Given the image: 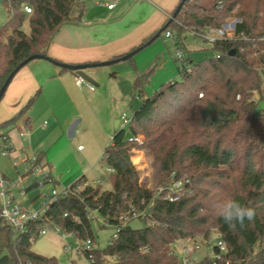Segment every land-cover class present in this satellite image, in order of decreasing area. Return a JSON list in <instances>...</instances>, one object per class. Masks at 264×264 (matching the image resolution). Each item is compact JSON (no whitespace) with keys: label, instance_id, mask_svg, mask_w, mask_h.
<instances>
[{"label":"trees","instance_id":"1","mask_svg":"<svg viewBox=\"0 0 264 264\" xmlns=\"http://www.w3.org/2000/svg\"><path fill=\"white\" fill-rule=\"evenodd\" d=\"M4 2L10 18L0 26V89L23 60L47 54L60 27L78 21L84 10L80 0ZM26 5L32 12L25 10ZM231 16L241 18L233 39L213 42V56L198 62L190 56L185 59L181 51L186 29L217 28ZM27 19L28 32L23 29ZM171 30L179 34L178 60H187L189 69L180 68L182 81L171 82L152 96L144 94L150 72L135 79L134 91L143 104L133 114L129 131L117 129L103 155L114 170L108 172L113 188L102 189V183L95 186L82 176L71 184L72 192L61 195L24 232L0 218V264H60L55 256L32 250L44 227H59L80 240L94 241L91 211L117 226L120 216L132 208L149 212L156 223L142 220L140 228L130 222L121 225L118 238L105 249L84 254L91 264H105L108 257L117 264H180L179 257L171 254L174 246H184L188 238L210 239L213 230L235 264H264V109L257 113L255 99L264 85V0H187L177 17L167 19L146 41ZM232 49L234 55L229 54ZM32 102L0 129L13 127ZM139 133L146 138L142 145L128 141ZM137 147L157 162L159 187L167 186L173 173L176 178L189 176L179 200L171 202L165 191L158 193L159 187L143 184L132 161ZM39 154L37 162L42 165ZM78 185L81 189L76 191ZM229 197L255 209V218L246 220L243 228L230 229L214 209ZM197 264H213V259L205 256Z\"/></svg>","mask_w":264,"mask_h":264},{"label":"crops","instance_id":"2","mask_svg":"<svg viewBox=\"0 0 264 264\" xmlns=\"http://www.w3.org/2000/svg\"><path fill=\"white\" fill-rule=\"evenodd\" d=\"M180 2L181 0H158L157 3L151 0H121L112 9L103 3L102 7L95 6L94 11L86 10L84 5L78 21L64 24L57 31L47 55L68 64L118 59L109 64L113 65L109 70L113 81L120 84L127 79L134 88V81L140 75L134 55L126 60L120 58L139 48L144 40L163 26ZM158 6H163V9ZM160 13L165 16L158 25ZM91 68L94 67L86 69V73L91 77L96 76V72L89 70ZM77 78L75 71L61 68L45 59H35L17 72L0 101V125L17 116L31 100L33 102L17 118L13 127L0 129V135L6 134L13 144L9 154L12 161H19L18 164L25 166V159L41 152L42 165L44 169H48L51 163L45 148L55 144L59 135L74 138L80 126L89 130V119L102 111L101 96L105 84L92 82L95 89L91 90L86 85H79ZM96 87H99V92ZM121 117L116 112L112 114L118 129L122 123ZM24 130L29 132L27 138L21 135ZM136 158L141 160L142 156L137 155ZM133 163L138 168V163L134 160ZM49 171L58 185L55 174L51 169ZM34 186L36 183L25 189L21 188L24 189V194L11 193L16 201L33 208L37 197L29 198L28 190Z\"/></svg>","mask_w":264,"mask_h":264},{"label":"rangeland","instance_id":"3","mask_svg":"<svg viewBox=\"0 0 264 264\" xmlns=\"http://www.w3.org/2000/svg\"><path fill=\"white\" fill-rule=\"evenodd\" d=\"M81 1L84 2L86 10L93 9L92 11H94L95 6L102 7L104 5L99 3L100 1L105 4L112 1L116 5H119L121 0ZM151 1L158 2V0ZM158 7L163 9V6ZM162 14L160 13V17H158V25H160L162 17L165 16H162ZM172 14L168 19L172 17ZM235 17L231 16L226 21L231 22ZM9 18V8L4 0H0V26H4ZM181 18L182 15L180 16ZM155 20L156 18H154V23ZM23 29L27 32L29 31L28 19L24 22ZM171 33L172 37L168 38L166 37V32H164L133 56L140 75L150 72L148 82L144 89L145 96L154 95L156 91H159L163 86H167L171 82L182 81L180 69L182 62L178 60L180 52L178 50L179 45H177L179 42V34L175 30H171ZM212 34H214V31ZM182 41L185 48L181 52L184 53L185 59L190 56L193 57L195 62H198L216 54L212 41L195 34L189 29L183 32ZM147 42L146 40L143 41V43ZM112 66L106 65L89 69L92 72H96V76L92 78L97 83L100 84L103 82L105 84V89L101 96L102 108H100L102 111L89 119V130H84L80 126L74 138L69 139L70 137L68 138V136L59 135L55 144L50 147L48 146L49 148H45L51 163L46 170L49 171L51 169L58 179L59 183L56 187L58 191L69 187L82 176L95 186H99L97 183L98 179H103L104 181L101 184L102 189L110 190L113 188L111 175L108 173V166L103 159L106 146L111 143L112 137L118 129L115 128L116 122L112 118V114L116 112L120 117L124 113H127L129 116H133L136 109L142 106L143 98L135 93L130 80L124 79L120 84L118 81H113L112 72L109 71ZM96 88L99 92V87ZM255 99L257 100L258 113L264 109V85L261 92L255 94ZM120 128H126L129 131L128 126L124 127L123 121L119 126ZM138 135L143 136L144 140H146L144 134L139 133ZM0 145H2V140H0ZM137 155L142 156V159L136 158ZM133 160L138 163L143 184L150 188H158L160 185V176L158 174V164L153 157L149 156L145 149L137 147L133 149ZM18 163L19 161H12L9 154L4 155L0 147V180L2 177L6 189H10L15 194L20 192L21 188L25 189L33 185V183H38V185L28 190V197L31 199L37 197L32 207L33 209H40L43 195L51 194L55 189L54 184L53 182L44 183L43 176L39 170L28 173L25 172L24 165ZM9 184L12 185L9 186ZM91 222L94 233L93 247L103 250L113 240L116 227L106 224L104 218L97 212L92 215ZM130 225L133 228H140L144 226V222L139 218H135L130 221ZM217 236L218 233L213 230L212 238L216 239ZM197 239L202 240L203 238L198 237ZM83 242V240L78 239L76 236H68L65 239L63 232L48 230L47 234L40 235L33 242L32 248L34 251L44 253L45 255L55 256L60 264H72L73 262L75 264H91L84 254L76 252L70 254L65 251V243L71 247H76ZM174 250L183 251V246L178 244L174 246ZM210 252V249L205 245L194 254L195 261H201ZM105 264H117V262L113 257H108Z\"/></svg>","mask_w":264,"mask_h":264},{"label":"built area","instance_id":"4","mask_svg":"<svg viewBox=\"0 0 264 264\" xmlns=\"http://www.w3.org/2000/svg\"><path fill=\"white\" fill-rule=\"evenodd\" d=\"M99 3L103 4L101 1ZM106 5L109 9H112L115 7L116 3L112 2ZM24 8L28 13L32 12L31 7L26 5ZM240 21H241L240 17H235L234 19H232L231 22L226 21L220 27L217 28H205L202 30L197 27H193L191 29L189 28V30L212 42L221 39H233L235 27L237 23ZM213 31L214 34H212ZM166 37L168 38L172 37L171 31L166 32ZM181 68L183 70L189 69V63L187 62V60H183L181 64ZM77 83L79 85H86L91 90L95 89V86L92 83L88 82L87 80L79 76L77 78ZM239 97L240 96H238V98ZM121 121H123L124 127H127L132 122V116H129L127 113H124L121 117ZM28 134H29L28 130H24L21 132V135L26 138L28 137ZM0 140H2V145H1L2 153L4 155L11 154L13 144L10 138L6 134H2L0 135ZM128 141L142 145L144 143V138L141 135H130L128 137ZM39 153L37 152L32 157H28L27 159L24 160V162L26 163V165L24 166L25 172L30 173L39 170V172L43 176L44 183L53 182L55 187V189L51 192V194L43 195L40 209L29 208L24 206L22 203L16 201L15 198L13 197V194L11 193V190L6 189L4 179L1 177L0 180V188H1L0 218H2L8 225L22 232L27 230L29 223L38 219H42L46 208H48L52 203H54L61 195H68L70 192H72L71 185L62 191H58L56 189L57 183L52 173L44 169V167L37 162L40 155ZM112 171H114L112 168H108V172H112ZM103 181H104L103 179H98L97 183H103ZM189 182H190V178L188 175H184L182 178H176L175 174L173 173L171 175L170 183L167 186L159 187L157 190L158 193L165 191L166 192L165 198L171 202H174L182 197L187 187L186 183ZM12 184H9V186H11ZM80 189L81 186L79 185L76 186L75 188L76 191ZM20 190H21L20 191L21 194L25 193L24 189H20ZM95 212L97 211H91L89 213L90 219L92 218V215ZM135 218H139L150 225H154L156 223L151 218L149 212L139 211L135 208H132L128 214L120 216L119 218L120 224L115 226L116 232L113 235V239L118 238V231L120 230L121 225L124 226ZM48 230L63 232V236L65 239L68 236H74L72 233L62 231L59 227L50 228L48 226L44 227L41 230L40 235L47 234ZM205 245L211 251L206 256H210L213 259V264H235L230 258L227 257L228 247L224 242V240L219 237H217L216 239L210 238L204 240L188 238L185 242V245L183 246V251L173 250L171 251V254L177 255L179 257L180 264H197L194 258V254L197 251L201 250ZM64 248L65 251L70 254H72L73 252L85 254L86 252H91L94 249L93 240L91 238H88L83 243L78 244L76 247H71L70 245L65 243Z\"/></svg>","mask_w":264,"mask_h":264},{"label":"water","instance_id":"5","mask_svg":"<svg viewBox=\"0 0 264 264\" xmlns=\"http://www.w3.org/2000/svg\"><path fill=\"white\" fill-rule=\"evenodd\" d=\"M187 0H181V2L179 3V5L177 6V8L175 9V11L172 14V20L175 19L177 17V15L179 14V12L181 11L182 7L184 6L185 2ZM198 23L203 24V22L200 20L198 21ZM151 41L148 42V44ZM144 46H140L139 48L129 52L128 54L124 55L122 58L123 60L129 59L130 57H132L133 55H135L138 51H140L141 49H143ZM235 49H232L229 54L230 55H234L235 54ZM35 59H45L48 61L53 62L54 64L60 66L61 68L64 69H69V70H73L76 72L77 76L84 78L85 80H87L88 82L92 83L95 82V80L86 73V69L90 68V67H100V66H106L109 65L115 61H118V59L116 60H109V61H103V62H95V63H84V64H68V63H63V62H59L53 58H51L50 56H48L47 54H33L31 56H29L28 58H26L25 60H23L6 78L3 86L0 89V101L2 100L7 87L9 86V84L11 83V81L13 80V78L15 77V75L17 74V72L24 67L25 65H27L29 62L35 60ZM118 124L116 123L115 127L117 128Z\"/></svg>","mask_w":264,"mask_h":264},{"label":"clouds","instance_id":"6","mask_svg":"<svg viewBox=\"0 0 264 264\" xmlns=\"http://www.w3.org/2000/svg\"><path fill=\"white\" fill-rule=\"evenodd\" d=\"M214 209L230 229H235L237 225L243 228L245 226V221L251 222L256 215L253 207L242 204L230 197L218 201L214 205Z\"/></svg>","mask_w":264,"mask_h":264}]
</instances>
